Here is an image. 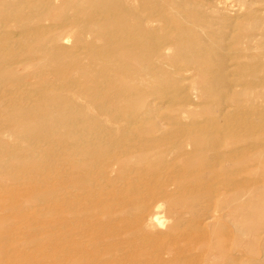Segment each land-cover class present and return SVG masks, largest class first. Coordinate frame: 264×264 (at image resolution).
<instances>
[{
  "label": "bare ground",
  "instance_id": "bare-ground-1",
  "mask_svg": "<svg viewBox=\"0 0 264 264\" xmlns=\"http://www.w3.org/2000/svg\"><path fill=\"white\" fill-rule=\"evenodd\" d=\"M44 1V4H47L45 9L38 8V5L30 6L34 0H0V28H3L5 24L7 25L6 20H14L18 14L16 13L17 10L20 9L19 27H24L28 31L32 28L33 30L29 32L34 33L32 38L37 41L35 50L40 52L37 65L39 70L50 71L53 73V77L54 74L55 76L59 75L58 78H61V83H65L60 87L53 88L48 86L53 81L47 80L44 81V86L33 87L30 94L36 104L29 111L22 113L24 116L12 117L11 120L16 123L15 133L18 132V136H14V143H24L22 149L18 147L25 151L28 156L24 161L33 158L37 152L33 150L34 148L29 149L26 146L34 143L46 144L44 141L49 138L48 144H51L52 137L61 135L67 183L65 188L66 216L64 219V228L66 229L64 258L66 262L70 264L71 261L75 260V256H78L75 261L76 264L83 261L81 255L87 238L86 232L89 229L97 231L96 239L99 242L97 244L102 246H99L102 253L108 254L110 241L117 237L121 241L124 240L117 234L120 233L119 231L128 230L129 224L135 225L140 233H151L152 225L155 228H158L160 224L162 225L161 216L159 217L161 203H159L153 206L146 219L139 216L135 219H127L128 222L122 220L117 225L119 230L113 231L106 225L109 220L104 219L110 217L113 211L112 207L110 209L108 206L109 194L112 193L106 190V193H101L104 185H108L116 179H126L128 171L126 168H132V173L140 172L137 166L144 161L148 162L149 165L143 173L155 178L156 182H161L158 194L166 195L168 193L169 188L165 186L168 180L166 178L174 176V172L162 173L166 168H164V164L166 166L167 163L163 160L154 161L155 159L153 160L149 154L150 151L158 147L159 138H161L159 133L162 132L163 134L161 125H154L145 130L141 128L139 132L134 131L135 134H131V129L128 127L119 130V132L124 133L123 135L115 133L117 131L115 125L120 121H125L126 125H132L143 120L146 116H156L154 114H157V109L150 102L148 103L149 97L155 96L159 99L169 97L170 88H174L173 85L181 80V76L177 74L173 76L170 70L164 69L166 67L165 60L169 57L166 52L171 47L160 44L158 32L148 28L144 23V19L148 16L142 17V13H140L143 8L151 5H155V12H151L150 15H162L163 21L165 19L166 24L171 28L170 34L174 39L172 41L176 44L175 50L180 53V56L182 55L184 61L192 62L199 67L201 78L206 81L205 89L207 88V91L204 88L203 90L206 92L207 98L210 101L213 100V110H219L221 115L228 118V123L225 126L212 131H206V128L202 131L204 125L201 126V130H198L196 124L193 125L196 130L192 129L190 123V130H194L191 133L192 136L190 135L191 139H188L192 150L186 151V149H181L182 146L180 149H178L179 145L175 146L178 150H182L180 155H183L185 159L187 158L185 165L183 164L180 168L184 177L185 173L189 175V184L183 188L182 194L184 197L191 198L205 195L203 206L197 212V222L200 224H208L211 221L214 224L215 221L213 222V220L217 217H214L213 212H221L220 210L227 207L217 205L216 201L218 198L227 195H232L235 198V205L232 209L230 208L232 214L242 211L250 191L247 193V190L243 189L244 186L239 176L243 173L246 162H253L251 166L253 168L259 159L264 158V59L261 55L259 56L262 58L254 57L256 55L254 49L264 46V33H260L261 24L257 23L259 24L258 27L255 24L257 21H255L250 27L248 25V28L251 29L256 26L254 31L248 35L245 41L235 46L237 41H231L234 32L232 31L234 26L232 19L226 18L220 27L214 28L218 21L210 20L207 15L198 11H195L196 14L194 15L192 11V13L190 11L171 13L170 5L164 0H144L140 5L141 9L137 8L139 5L136 7L133 1L132 5L130 0H79L76 3L69 2L66 9L54 5L52 0ZM181 2L184 1L181 0ZM136 3L138 2L136 1ZM46 9L48 11L44 14ZM145 14L143 12V15ZM45 20H50L53 23L52 30L56 29L54 32L47 33L41 29L43 27L42 22ZM194 26L201 29H196L197 27ZM72 27H77V34L80 32L83 35V37L75 39L74 43L78 46L77 48H81L80 54L82 55L80 56L78 52L71 53L73 51H69L63 47L64 44H61V40L64 39V36L61 35L62 30ZM204 29L206 30L204 31ZM73 32L75 31L73 30ZM157 38L158 40H156ZM252 56L255 60L251 59ZM6 61L5 58L0 63L5 68L0 70V85H7L6 81L11 76L18 77L20 76L18 73L28 71L25 67L21 69V65L18 66L17 63L15 67L14 63H9V69H7L5 67ZM171 62L175 64L174 59H171ZM155 83L157 84L155 85ZM138 84L143 87L138 86ZM238 87H242V91ZM257 88H262L263 91L256 93L254 90ZM246 89L251 90V92L254 91L252 94L253 101L262 105L261 108L258 107L256 112L254 111L259 118L258 120H250V116L237 120L233 117L235 112L240 111L243 112V116L247 113L252 114L251 110L247 111L245 105L243 106L247 101L242 103L239 98L245 95ZM1 104L3 103H0V107ZM2 110L5 114L8 113L7 116H13L9 110L5 108ZM212 112L211 114H213ZM185 113L182 112L181 114ZM196 131L199 132L198 136ZM179 132L181 133L182 130ZM131 135L137 138L136 141H132L131 138L133 137H130V140L126 139ZM180 135L184 136L183 134ZM4 144L5 141L0 136V146L2 147ZM185 145L184 147H186ZM161 154L165 155L164 153ZM5 161H7L5 158L0 160L1 167ZM162 167L163 170H161ZM140 168L142 169V167ZM0 182L6 181L0 179ZM116 192L113 194L115 195ZM123 201L122 199L120 204ZM132 210V207H127L124 213L130 215ZM253 210V219H260L262 222L259 225L256 223L248 225L251 232L248 240L264 247V205L258 209L255 207ZM88 245H91L90 242ZM263 247L261 246V249ZM167 251L169 255L170 248ZM108 257L110 256L108 255ZM262 260L264 262V258Z\"/></svg>",
  "mask_w": 264,
  "mask_h": 264
},
{
  "label": "rangeland",
  "instance_id": "rangeland-1",
  "mask_svg": "<svg viewBox=\"0 0 264 264\" xmlns=\"http://www.w3.org/2000/svg\"><path fill=\"white\" fill-rule=\"evenodd\" d=\"M78 1L79 0H52L51 2L58 7H64V9H66L69 2L76 3ZM132 1L136 7L139 5L137 8H142L140 5H142L144 0H136L138 3H136L135 0H130V2ZM175 1L178 3H175ZM183 1L185 3L181 2V0H164V2L170 5L171 13L192 11L193 13H191L194 15L196 14L194 12L198 11L207 15L208 19L218 21L214 28L220 27L221 24L224 23V19H232L234 21L232 31L234 32L232 33L231 41H237L235 46H238L240 42L245 41L246 38H248V35L254 31L253 29L256 26L254 27V25H252L254 28L251 29L248 28V25L250 27L255 21H257L255 24H261L260 33H264V31H262L264 30V0ZM44 2V0H34L33 4L31 3L30 6L33 5L34 7L38 5V8L41 7L42 9H45L47 8V4H44ZM133 2L131 3L132 5ZM232 8L233 10L235 8L234 12ZM173 9L174 11H172ZM47 11L48 9L44 11V14ZM143 12L145 15H143ZM151 12H155V5L143 8V11H140L142 17L148 16V18L144 19V23L148 28H152L158 32L157 34L160 44L171 47V49H168V52H166L169 57L165 60L166 67L164 69L170 70L173 76L176 74L181 76V80L173 85L174 88H170L169 97H163L160 99L155 96L149 97L148 103L150 102L154 108L156 107L158 115L154 114L156 116H146L143 120L135 122L132 125H126L125 121H120L115 125V127H117L115 133L117 135H123L124 133L122 131L119 132V130L128 127L131 129V134H135L134 131L139 132L141 128H144L145 130L154 125H161L163 128L161 129L163 134L162 132L159 133L161 138H159L158 147L150 151L149 154L152 156L153 160L155 159L154 161L163 160L167 163L165 166L163 162L164 168H166L162 173H169V171L170 173L174 172V176L166 178L168 180L166 182L167 185L165 184V186H167L170 191L168 190L166 195L158 194L161 186L159 184L161 182H156L155 178L143 173L145 172L147 165H149L148 162L144 161L140 162L141 164L137 166L140 172L132 173V168H126L128 171L126 173V179H124L125 181L123 179H116V181L104 185L101 193H106V191H111L112 193L109 194L110 199H108V206L110 209L111 207L113 209L110 216L111 218L106 217L104 219L109 220L106 225L108 228L113 229V231L117 229V225H119L122 220L127 221L129 218L135 219L139 216H143L146 219V216L152 211L153 206L159 203H161L159 217L161 216L160 221L162 222V225H158V228H155L154 225H152L153 228L151 226V233H140L137 231L135 225L128 223V230L119 231L120 233L117 234L124 240L121 241L119 237L113 238V241L111 240L110 245H108V254L102 253V249L100 250V247L102 246L97 244V231L93 229L91 231V229H89L86 232L87 242L85 241L84 243V250L81 255L84 262L82 261L80 264H264L262 260V258H264L263 245L248 240L251 233L248 229V225L250 223H256V225H259V223L262 222L260 219H253L252 215L255 207L258 209V207L260 208L264 205V158L259 159L254 164L253 168L251 167L253 162H246L244 164L245 169L239 176L242 185L244 186L243 189L247 190V193L250 191L247 194V201L244 203V208H246L242 209L243 212L240 211L232 214L231 209L235 205V198L232 195H227L226 197L218 198L216 201L217 205L227 207L220 210L221 212H213L214 217H217L213 220V222L215 221L214 224L211 221L208 224L201 223V225L197 222V212L198 209H201V206H203L205 195L202 194L201 197L203 200H199V198H201L200 196L191 198L188 196L184 197L182 194L183 188L187 187L189 184V175H186L185 173L184 177L180 172V168L183 164L185 165L187 158L185 159L183 155H180L182 150L178 149L182 146L183 148L181 149H186V151L192 150L189 140L191 139L192 131H194L192 129H195V127H193L194 124H196L195 126L198 130H201V126L204 125L205 127L202 126V131H204L205 128L207 129L206 131H212L213 129H220L225 126L228 123V118L227 116L221 115L219 110H213V100L210 101L206 96V92L204 91H207V88L205 89L206 81H203L201 78L199 67L192 62H186L183 60L182 55L180 56V53L175 50L176 44L172 41L174 39L172 34H170L171 28L166 24L165 19L163 21L162 15H150ZM16 13L18 14L14 20H6L7 25L4 21V27L0 28V63L6 58L7 61L5 67L7 69H9V63H14V67L17 63L18 66L21 65V69L25 67L29 72L26 71V69H24L26 72L19 71L20 74L18 73V75L20 76H11L10 79L6 81L7 85H0V103H3L1 104V107L2 109L5 108L9 110L10 113L13 114V116H7L8 113L5 114L4 111L0 109V136L5 141L4 146H0V160L4 158L7 160L2 167L0 166V179L6 181L0 182V264H68L64 258V234L66 231L64 228V219L66 216L65 188L67 183L61 135L59 134L52 137L50 141L52 142L51 144H48L50 140L49 138L44 141L46 144L40 143L39 145L38 143H34L35 145L32 144L26 146L29 149L34 148L33 150L37 152L33 158L24 161V159L28 158L26 152L21 150L24 143H14V136L16 135L17 137L18 132L15 133L16 123L11 120L12 117L19 118L24 116L22 113L29 111L36 104L33 100L34 98L30 94L33 87L38 85L44 86L45 84L43 83L47 80L53 81V83L48 84L49 87L53 88L60 87L65 83H61V78H58L59 75L55 76L54 74L53 77L52 72L39 70L37 65L40 52L35 50L37 47V41H34L32 38L34 33L29 32L33 29L31 28L28 31L24 27H19L20 9H18ZM235 18L237 19L236 21ZM52 24L53 23L50 20H45L42 22L43 27L41 29L44 30V32L52 33L56 30H52ZM257 25L259 27V24ZM194 27H197L196 29H201L198 26ZM77 29V27H72L70 29L65 28L62 30L61 35L62 37L64 36V39L61 40V44H64L63 47L69 51H73L71 53L78 52V55L80 56L82 55L80 54L81 48H77L78 46L74 43L75 39L83 37V35L80 32L77 34ZM73 30L76 33L73 32ZM205 30L206 29H204V31ZM158 38L156 40H158ZM81 45H83L82 42ZM254 51V54H256L254 56L255 58L257 57L258 59L263 57L262 59H264V46L256 47ZM254 57L252 56L251 59L255 60ZM171 59H174L175 64L171 62ZM36 66L37 68H35ZM2 69L5 68L0 65V70ZM48 75L50 78L46 77ZM156 84L157 83H155V85ZM138 86L143 87L140 84H138ZM196 86L198 87L196 88ZM238 89L242 91L243 88L238 87ZM249 91L251 92V90L246 89V91H244L245 95H242L239 98L242 103H244L243 101H247L243 106L245 105L244 107H246L247 111L251 110L252 114L247 113V115L243 116L242 111L235 112L236 116L234 115L233 117L236 120L249 118V116L250 120L259 119L254 111L256 112L258 107L261 108L262 105L259 103V106L256 101H253L254 98L252 94L254 91L259 93L263 91V89L257 88L252 91L251 94ZM30 100L32 101L30 102ZM23 102L25 103L23 104ZM159 108L162 109L158 110ZM211 111H213V114H211ZM182 112L186 113L181 114ZM233 117H231V120H233ZM109 123L110 122L108 121V124ZM189 126L192 128L191 130ZM14 129L15 131H13ZM179 130H182L183 133H180ZM9 131H11L12 134L11 132L7 133ZM197 131L195 133L198 136L199 132ZM178 132L184 136H181ZM173 133L177 136L175 137ZM241 133L247 134L245 132ZM8 134L11 135L9 136ZM133 136L134 135H131L126 139ZM133 138H131L132 141H136L137 138ZM174 140L175 142H173ZM231 141L233 140L231 139ZM178 145L179 148H175V146ZM184 145L186 147H184ZM18 147H21V149ZM161 153H164L165 155H162ZM244 165L242 167H244ZM140 167H142V169ZM161 170H163V167ZM232 177H234V175H232ZM183 181L185 182L183 183ZM114 192H116L115 195L113 194ZM122 199L124 201L120 204ZM145 204H148V206H145ZM135 205L138 206L136 207ZM124 207L126 208L124 209ZM127 207L133 208V212L130 215L124 213V210H126ZM103 228L104 226L102 227V230ZM89 242L91 245H88ZM251 243H253V245H251ZM261 246L263 247L262 249ZM168 248H170L169 255L167 254ZM141 250L145 252H140ZM256 251L258 255L256 254ZM141 253L144 255L142 254L141 256ZM108 255L112 257L110 258ZM77 257L78 256H75V260L71 261L70 264H76L75 261Z\"/></svg>",
  "mask_w": 264,
  "mask_h": 264
}]
</instances>
